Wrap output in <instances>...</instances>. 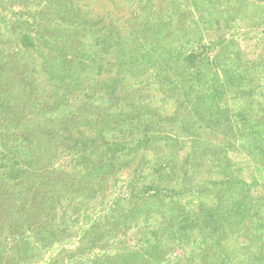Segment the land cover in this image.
I'll return each mask as SVG.
<instances>
[{"label":"rangeland","instance_id":"obj_1","mask_svg":"<svg viewBox=\"0 0 264 264\" xmlns=\"http://www.w3.org/2000/svg\"><path fill=\"white\" fill-rule=\"evenodd\" d=\"M0 264H264V0H0Z\"/></svg>","mask_w":264,"mask_h":264},{"label":"trees","instance_id":"obj_2","mask_svg":"<svg viewBox=\"0 0 264 264\" xmlns=\"http://www.w3.org/2000/svg\"><path fill=\"white\" fill-rule=\"evenodd\" d=\"M6 155H7V154H6ZM4 158H7L8 161H12V160H13V158H8L7 156H3L2 159L4 160ZM6 165H7V164H6ZM7 166H8V165H7ZM9 167H11V166L9 165Z\"/></svg>","mask_w":264,"mask_h":264}]
</instances>
